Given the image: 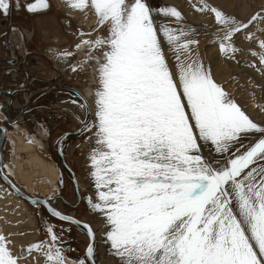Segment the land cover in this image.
I'll use <instances>...</instances> for the list:
<instances>
[{
    "label": "snow or ice",
    "instance_id": "1",
    "mask_svg": "<svg viewBox=\"0 0 264 264\" xmlns=\"http://www.w3.org/2000/svg\"><path fill=\"white\" fill-rule=\"evenodd\" d=\"M65 2L96 16L94 29L78 33L74 47L83 45L84 55L72 70L96 77L91 104L75 93L84 114L76 117L77 134L88 144L95 189L83 199L103 218L110 254L120 264H264V123L215 80L199 55L198 30L176 7L149 0ZM201 3L198 10L214 14L213 43L229 58L243 51L237 37L251 40L249 26L264 20L260 13L237 20ZM49 7L36 0L28 10ZM0 10L6 15L10 3L0 0ZM256 39L262 51L253 55L264 64V39ZM71 55L65 50L61 59ZM54 199L32 202L86 230L85 258L71 264H96L94 229L62 213ZM45 224L48 239L26 251L42 252L45 264H70L63 239L70 229ZM11 244L0 234V264H24L25 252Z\"/></svg>",
    "mask_w": 264,
    "mask_h": 264
},
{
    "label": "rangeland",
    "instance_id": "2",
    "mask_svg": "<svg viewBox=\"0 0 264 264\" xmlns=\"http://www.w3.org/2000/svg\"><path fill=\"white\" fill-rule=\"evenodd\" d=\"M149 2L152 5H154V7L163 6L162 2L160 0H149ZM55 3L57 4L56 0H55ZM209 4H212V6H214L215 8L222 10L224 13H226L230 16L235 17L237 20H242L245 22H247L252 17V15L255 13H260L261 16H264V0H260V3H258L257 6L252 7L249 5L250 7H248L249 8L248 13H247L248 15L246 14V16L244 18H241L240 16L237 15L238 14L237 13V7L239 6V4L237 3L236 0H209ZM236 5H237V7H236ZM38 17H40V23H37L38 18L37 19L35 18L37 24H35V26H34L35 27L34 28V30H35L34 35L31 37L32 39H30V41H33V42L28 43L29 48H32L35 52H38V53H41L44 55V56L40 55V57H38V59H37L39 62L38 64L42 67L44 66V70L42 72L43 75H45V76H52L53 75L54 79L57 76H59L61 78V80L58 81L55 79L56 82H58V83H61V81L67 82L68 80L66 79L65 76L69 75L68 74L69 70L66 74L64 72L59 71L58 65H56L53 60H55L56 57H59V56L61 57V53L65 50H68V48L70 46V42L68 43L67 41L64 40V42L59 43L52 36L53 34H51V33H54L57 36H58V34H60V35L62 34V32H60V30L57 26V21H56L55 16H53V15L46 16L45 15V16H38ZM48 17H50L51 20H49V21L47 20L48 22L47 21L44 22L45 18H48ZM257 22H261V20L257 19L256 21H253V23L249 26L250 28H249L248 32L254 34V36L252 37L251 40H245L243 37V34L238 36L236 39V46L243 49V51H241L240 54L241 53H242L241 55L244 54L243 55L244 57L239 55V52H238V54L237 53L235 54L234 58H229V56L226 57L225 55L220 54L218 52V47L215 46L216 51H217L216 54L218 55V57L220 56L219 62L221 63L222 60H225V62H226L224 66H223V62H222V66L224 69L227 68V66L229 65V62L231 61L230 64H233V65L235 64L234 67L236 66V68H239L238 70L240 71V73L238 71L237 72L238 74L247 75V76H251V77H252V75H257V76H260L262 79H264V64H260L261 62H260V58L258 55H253V52L260 53L262 51L261 49H259L260 48L259 47V41L256 38L257 37H259L261 39L264 38V32L257 30L259 28L264 29V26H258ZM262 22H264V20H262ZM256 23H257V25H256ZM251 26L253 29L251 28ZM46 27H47V30L50 32L49 36H43V34L41 35L39 33L41 28H46ZM214 27H215V22H214L213 27L211 29V33L212 32L214 33L216 31V29ZM10 31H11V33L9 35L15 41L14 46L17 47L16 45H18L17 48H19L21 50V53H22V51L25 50L27 47L26 42H25V48L22 49L21 46L16 43V40L13 37V31H14L13 27L10 29ZM258 32H259V34H258ZM27 34H29V32L26 33V35ZM26 35L24 34L25 39L28 38V36H26ZM66 36H68V35L66 34ZM209 43H211V42L209 41ZM211 45H212V43H211ZM16 49H13V50H16ZM38 53H34V54H36V56H39ZM32 56L36 57L34 55H32ZM236 56H238V58H236ZM3 57H5V55L0 50V66H3V60H2ZM242 59H243V61H242ZM232 62H234V63H232ZM71 63H72L71 65L74 64L72 61H71ZM4 64H6V63L4 62ZM244 64H246V65H244ZM51 68H53L54 71ZM240 68L244 71L241 72L242 70ZM244 68L246 70L247 69L248 70L245 71ZM74 72L71 75L72 76L71 82L74 84V86H72L68 83H66V84L72 86L73 89L79 90V83L77 81V78L74 76ZM4 74L5 75L10 74V71H7V73L5 72ZM5 75H1V72H0V86L3 87L0 89H8V90L12 89V88H4V87L12 86L14 81L17 80V77H13V76H11L12 75L11 74V75H9V77L4 79ZM230 78H232V79H230ZM230 78H228L227 82L232 84L233 86L236 82L241 81V80L237 81L236 76L230 77ZM8 79L12 80L13 82L8 80ZM229 80H230V82H229ZM250 84L253 85L252 82H250ZM43 87L44 86L42 84L35 83L32 86L31 93H19L18 95L13 94L12 103L14 102L15 107H12L13 110L12 109L8 110L11 112V113L10 112H8V113H10L11 118L15 120V116L17 115V112L19 110L22 111V109H24L22 111V114H21L22 119H24V117H26V115H27L26 114L27 111L25 109L26 104H24V102L25 101H28V102L31 101L30 112L32 114L37 115V117H36L37 122H33L30 124L26 123V121H21L22 124L17 122L16 124L19 126L20 131L27 133L28 136H30V137L35 136L37 138V140L39 139L38 142L40 144H42L39 146V150H40L41 154L42 155L52 154L53 159L56 161L58 166H59V163H61V161H63L64 165L65 164L67 165V158L68 157L70 159H73V166L76 165L77 168H75V167L74 168L79 171L80 176L77 177L75 174L74 175L72 174L74 176V178H72V177L71 178L73 180L74 179L76 180V183H78V184H76V186H77V188L81 187L82 192L79 191V194L77 193L78 195L76 193H74L73 196H71V194H69V196L71 198H73L72 199L73 201H71V203H69V205L72 206L75 203V201H77L80 197L83 198L85 195H94V193H95V189L93 187V184H92L90 176H89V168H88L89 160H88V156H87L88 147L86 145H85V147L82 146L84 144V142H83L84 136L80 135V134H77V135L74 134L75 136H72V134L74 132H77V130L80 128V121H78L76 119V117L80 116L81 120H83L84 115L78 114V113H76V111L73 112L71 104H77L78 105V102L80 101L79 103H81L82 101L78 97H76L74 93L64 94L65 95L64 97H62V95H61L59 100H56V98L52 97L53 95L51 96L50 92H48L46 94V91H42V96L39 97L38 94H40V92H41L40 89H42ZM261 88H264V87H261ZM2 97H5V99L7 98L5 95L0 97V104L1 105H2V102H4V99H2ZM74 99L77 100L78 102L73 103L72 101ZM52 101H54V102H52ZM249 102L250 101H248L247 104H249ZM9 108H11V106ZM256 110L259 111L258 108ZM54 111L63 112L66 115L68 120L65 121V123H63L61 126L52 125V122L54 123V121H52L50 118H45V114L47 112H50V114L52 115L54 113ZM31 117H28L27 119L31 120ZM1 122H5L4 118L2 119ZM44 122L47 123L49 125V127H53L55 134L50 135L49 133H47L45 131V135H44L43 132H41V133L39 132L40 129H42L40 126H42L43 130H44V124H43ZM16 124L14 122L11 124L3 123V127L5 129H7V131H8V130L14 129L13 127ZM71 129L75 130V131L69 135V137H70L69 139H68V137H65L64 134H63V138H60V137H62V135L60 136V134H59L60 132H62L64 130H71ZM57 135H58V137H57ZM54 136H56L55 139H54ZM60 140H63V147H64V150L62 149L61 152H60L61 147L58 143V141H60ZM4 142L5 143H4V150H3V153H4L3 154V161L5 162V159L6 160L9 159L11 156H14L15 154L12 152V147L9 144V142H7L6 139L4 140ZM44 146H45V149H44ZM73 148L75 150H73ZM60 159H62V160H60ZM4 162H2V164H4ZM83 165L87 169H85ZM58 177H59V172H58ZM58 177H57L56 182H58V180H59ZM0 183L4 184V183H2L1 180H0ZM56 185H57V189H58L57 191L58 192L54 191L56 193V194H54L55 196L54 195H51V196L55 197V198H57V197L60 198L61 201H60L59 210H61V207H62L61 202L65 201V200H64V198H63V196L59 190L58 183H56ZM8 189L11 190L10 188H8ZM22 201L26 204V206L28 207V209L32 213V215L34 217V221H35L34 224H35V230L37 231V238H35V240L32 243H39L41 241H45L48 239L47 233H46V224H45V221H48V222H50L56 226L57 231L59 230L60 227H63L64 229H70V231H65L63 234V239L67 242L65 244V248L67 249V251L65 252V255H67V257L69 258L70 264H71V261H75L77 259L85 258L84 251H85L86 246L88 245V236H87L85 231H83L80 227H77L75 224H72V223L67 224L68 222L62 223V221H60V220L55 221L46 215V213L42 210L41 206L33 205L24 199ZM82 203H81L80 207H78L76 209L74 208L75 205H74V207H71L73 210H75L76 215L81 217L82 220L80 218L75 217V216H73V217L77 218L80 221L89 222L91 227L94 229V231L96 233L95 257L97 258L99 264H120L119 258L116 257L115 255L110 254L109 246L106 245L105 243H103V218L99 214L90 211L87 204H86V201L84 199H82ZM28 232H30V230H26V228H22L20 232L14 231L15 235H19V236H20V234L22 235V234H25Z\"/></svg>",
    "mask_w": 264,
    "mask_h": 264
},
{
    "label": "bare ground",
    "instance_id": "3",
    "mask_svg": "<svg viewBox=\"0 0 264 264\" xmlns=\"http://www.w3.org/2000/svg\"><path fill=\"white\" fill-rule=\"evenodd\" d=\"M160 1L162 2V5H171V6L176 7L182 13V16L184 17L185 22L188 25H191L192 27L198 30L195 36V39L199 41V47H198L199 55L205 61L206 64L210 63L211 72L215 80L218 83L223 85L225 91H227L233 97H235L236 101L240 104V106L246 111V113L254 121L264 123V88H261V87H264V79H262L260 76H257V75H252L251 77L247 75L238 74L237 72L239 71L238 70L239 68H236V66L234 67L235 64L234 65L230 64L231 61L229 62V65L227 66L226 69L223 68L226 62L225 60H222L223 66H222V62L221 63L219 62L220 56L218 57V55L216 54L217 51L215 48V46L218 47V44L213 43L214 36H213V32L211 33V29L215 22L214 14L209 11L198 10L203 7L201 0H160ZM236 1L239 4L238 7L236 5L237 13H238L237 15L240 16L241 18H244L246 14L248 13V9H249L248 7L257 6V4L260 3V0L258 1L257 0H247V1L246 0H236ZM56 2L68 15H70L71 17L73 16L74 19H77L78 22L82 26H85L86 28H91V29L92 28L94 29L96 27V16L93 14L91 10L88 11L87 18H85L84 12L70 8L69 6H67L65 0H56ZM206 3L209 6H212V4H209V0H206ZM170 19H174V18H170ZM257 23H258V26H264V22H262V20L261 22H257ZM214 28L215 29L217 28L216 22H215ZM13 29H14L13 37L15 38L16 43L19 44L21 48H23V45L25 43L24 33L19 28L14 27ZM209 41L212 43L213 46L211 45V43H209ZM76 42H79V40ZM218 52L222 54L219 50V47H218ZM241 54L239 52V55ZM83 55H84L83 45H81L80 49L75 48V52L73 55V58H75L74 64H76L77 60L83 57ZM243 55L241 56L244 57ZM57 58H55L54 63L58 65L59 71L64 72L66 74L68 70L70 69L69 67H71V64H72L71 59L68 57L67 60H63L61 59L60 56ZM236 58H238V56H236ZM247 70L245 69V71ZM243 71L244 70H242L241 72ZM10 74H12V72H10ZM74 75L77 78V81L79 83L80 91L79 90L76 91L72 89V92L74 94L79 93L82 97H87L88 102L91 104L92 97L90 95V91L96 85L95 73L91 69H88L85 72H81L77 70L74 72ZM11 76L15 77L13 74ZM235 76H236L237 81L241 80L240 82L235 83L237 86L235 84L233 86L232 84L227 82L228 78L235 77ZM250 82H252L253 85H251ZM0 90H8V89H0ZM1 92L6 93L7 98L10 97V92L8 91H1ZM6 99L4 100V102L6 101ZM12 100H13V97H12ZM248 101H250L249 104H247ZM4 102H2V104ZM0 106H1L0 107V122L2 121L3 118H4V121H6L4 112H10L8 111L10 109L13 110L12 107H15L14 102L13 103L11 102L7 110H6V107L2 108L1 104ZM10 106L11 108H9ZM71 106H72L73 112L76 111V113L84 115L81 112L77 104H71ZM253 107L254 108L256 107V108L254 109ZM257 108L259 109V111L256 110ZM23 110L24 109H22V111ZM22 111L19 110L17 112V116L15 117V120H14L15 124L17 122L21 123ZM40 127L42 129H40L39 132L40 133L43 132L45 135V131L43 130V127L42 126ZM13 128L14 129L8 130V131L7 129L4 128L5 129L4 140L6 139L7 142H9V144L12 147V152L15 154L14 156H11L9 159L7 160L5 159V162L3 161L4 164L2 165L4 166V171H3L4 174L10 181L16 183V185H18V187L29 197L39 198L41 200L46 199V198H51L52 197L51 195L56 194L54 191L58 190L57 185H56L57 183L56 180L58 177V172H59L58 167L59 166L57 165L56 161L53 159L52 154H47V155L41 154L39 150V146L42 144L38 142L39 139L37 140L35 136L30 137L28 136L27 133L21 132L17 124ZM74 134L77 135V132H74L72 136H75ZM69 138L70 137L68 136V139ZM4 140L2 144V150H4V143H5ZM85 145L88 147V144L86 143H84L82 146L85 147ZM44 149H45V146H44ZM63 150H64V147H63ZM73 150L75 149L73 148ZM60 152H61V149H60ZM61 163L62 165H64L63 161H61ZM64 166L66 167L68 173H70L71 170L69 169V167L66 164ZM84 168L87 169L85 166ZM88 168L90 169V164H88ZM70 176L74 178L72 173ZM0 180H1V177H0ZM4 184L0 183V234H3L9 240L12 241V244L10 245V247H13L14 251L17 254H19L21 251L25 252V255L27 258L24 264H45V256L42 252L33 250L31 253H28L26 251L27 246L30 244H33L32 242L35 240V238H37V231L35 230V224H34L35 221H34V217L32 213L30 212L26 204L22 201L23 199L19 197V195H17L16 193H14L12 190H9L7 188L8 186ZM60 201L61 200L58 197L54 199L53 201V203L55 204V206L58 207V209L60 206ZM33 205H36V204H33ZM73 218L77 219L75 217ZM22 228H26V230H30V232L22 234V235L20 234V236L15 235L14 231L20 232ZM83 231L86 232V230H83ZM88 242H89V237H88Z\"/></svg>",
    "mask_w": 264,
    "mask_h": 264
},
{
    "label": "flooded vegetation",
    "instance_id": "4",
    "mask_svg": "<svg viewBox=\"0 0 264 264\" xmlns=\"http://www.w3.org/2000/svg\"><path fill=\"white\" fill-rule=\"evenodd\" d=\"M7 2L10 3V11L5 15L0 10V50L5 55V57H3V59H2L3 60V66H0V72H1V75H5L4 74L5 72L7 73V71H10V72H12V74L15 77H17V80L14 81L12 86L4 87V88H12V89L0 90V96H2V95L6 96L7 95L6 93H2L1 91L10 92V97H8L6 99V101L2 104V108L6 107V110H7L8 106L12 102L13 94L18 95L19 93H31L32 86L35 83H39V84H42L44 86L42 89H40L41 92H40V94H38L39 97L42 96V91H46V94L48 92H50L51 96L53 95L52 97L56 98V100H59L61 95H62V97H64L65 96L64 94L73 93L72 92V89H73L72 86H74V84L71 82L72 81L71 75L74 72L72 70V68L75 64H73V65H71V67H69L70 68L69 73H68L69 75L65 76L68 81L67 82L61 81V83H58V82H56V80H58V81L61 80V78L59 76H57L55 78L56 79L55 80L53 78V75L52 76L43 75L42 72L44 70V66L43 67L40 66L38 64L39 62L37 60L38 57H40V55H43V54L35 52L32 48H29L28 43L33 42V41H30V39H32L31 37L34 35V32H35V30H34L35 24L40 23V17H38V16H45V15L46 16H50V15L55 16L56 21H57V26H58L60 32H62V34L61 35L58 34V36L55 35L54 33H51V34H53L52 36L59 43L64 42V40L67 41L68 43L70 42V46H69L68 50H66L69 53L75 52L74 46L76 43H78V42H76V41H78V37H77L78 33L77 32H83L84 33V31H85V33H88L93 28L91 29V28H86L85 26H82L80 23H78V21L76 19H74L73 16L71 17L70 15H68L58 4H56L55 0H47V3L50 5V7L48 9L36 10V11H29L28 10V5L36 3V0H7ZM35 18L36 19L38 18L37 23H36ZM47 20L49 21V20H51V18L50 17L45 18L44 22H46ZM12 27L13 28L14 27L19 28L25 35L27 32H29V34H30V35L27 34L28 38H26L27 40L25 39L27 47L25 50L22 51V53H21V50L19 48H17L18 45H16L17 47L14 46L15 42L9 35L11 33L10 29ZM25 30H28V31H25ZM39 33L41 35L43 34V36H49L50 32L47 30V27H46V28H41ZM66 34L68 36H66ZM24 48H25V43H24L22 49H24ZM13 49H16V50H13ZM34 53H38L39 56H36V54H34ZM32 55L36 56L37 58L33 57ZM69 58H71V61L73 63H75V58H73V55L69 56ZM4 62L6 64H4ZM51 69L54 71L53 68H51ZM9 75H11V74H6L4 79L9 77ZM8 80H10V79H8ZM10 81H12V80H10ZM66 83H68L72 86L67 85ZM0 88H3V87L0 86ZM74 90L78 91L77 89H74ZM2 99L5 100V97H2ZM27 102L28 101L24 102V104H26V107H27L26 108L27 116L24 117L25 118L24 120L28 124L33 123V122H37V118H36L37 115L32 114L30 112L31 101H29L28 103ZM52 102H54V101H52ZM29 115L32 116L31 120L27 119L28 117H30ZM45 118H50L52 121H54V123L52 122V125H58V126H61L63 123H65V121L68 120L66 115L60 111L59 112L54 111V113L52 115L50 114V112H47L45 114ZM43 124H44V131H46L50 135L55 134L53 127H49V125L45 122ZM74 131L75 130H72V129L71 130H64V131L60 132L59 134H60V136L61 135L63 136V134H65V133L71 134ZM57 137H58V135H57ZM55 138H56V136H54V139ZM67 166L71 170L70 173H68L66 167L64 165H62L61 163H59V167H58L59 180L57 183L59 186V190H60V192H61V194L65 200V201L61 202L62 207H61L60 211H62V213H64V214L75 216V217L80 218L82 220L81 217L76 215L75 210H73L71 207H74V205H75V207H74L75 209L80 207L83 198L80 197L77 201H75V203L72 206L69 205V203H71V201H73L72 200L73 198H71L69 196V194H71V196H73L74 193L79 194V191L82 192L81 187H78V188L76 187V185L73 182L70 175L72 173L73 175L75 174L77 177H79L80 173L78 170L75 169V168H77L76 165L73 166V159H70L69 157L67 158ZM41 207H42V210L46 213V215L49 218H52L55 221H59V219H57L55 217H51L49 215V213L47 212V210L44 208V206H41ZM62 223H67V222L62 221ZM67 224H69V222Z\"/></svg>",
    "mask_w": 264,
    "mask_h": 264
},
{
    "label": "water",
    "instance_id": "5",
    "mask_svg": "<svg viewBox=\"0 0 264 264\" xmlns=\"http://www.w3.org/2000/svg\"><path fill=\"white\" fill-rule=\"evenodd\" d=\"M1 11L3 12V10H1ZM4 113H5L4 115L6 117V121L5 122H0V177H1V181L3 183H5L8 186V188H10L14 193H16L17 195H19V197H21L22 199L26 200L29 203H33L32 201H33V199H35L34 197H29L14 182L10 181L9 179H7V180L4 179V177L6 175L3 172L4 171V166L2 165V162H3L2 144H3L4 137H5V129L3 127V123L10 124V123H13L14 122V119L11 118L10 113H8V112H4ZM60 138H63V136L60 137ZM73 182L75 183V185L77 184L75 179L73 180ZM17 190H19V191L17 192ZM44 208L46 209V207H44ZM89 243H90V238H89L88 244ZM84 254L86 255V248H85V253ZM95 261H96V264H99V262L97 261V258L96 257H95Z\"/></svg>",
    "mask_w": 264,
    "mask_h": 264
},
{
    "label": "crops",
    "instance_id": "6",
    "mask_svg": "<svg viewBox=\"0 0 264 264\" xmlns=\"http://www.w3.org/2000/svg\"><path fill=\"white\" fill-rule=\"evenodd\" d=\"M28 62V61H27ZM27 64V63H26ZM27 116V115H26ZM31 117V116H30ZM25 119V118H24ZM24 119H22V121H25ZM20 124H22V122L20 123Z\"/></svg>",
    "mask_w": 264,
    "mask_h": 264
}]
</instances>
